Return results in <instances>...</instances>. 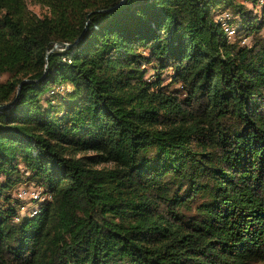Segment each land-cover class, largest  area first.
Wrapping results in <instances>:
<instances>
[{
    "label": "trees",
    "instance_id": "1",
    "mask_svg": "<svg viewBox=\"0 0 264 264\" xmlns=\"http://www.w3.org/2000/svg\"><path fill=\"white\" fill-rule=\"evenodd\" d=\"M35 1L0 0V264L263 262L264 0Z\"/></svg>",
    "mask_w": 264,
    "mask_h": 264
},
{
    "label": "built area",
    "instance_id": "2",
    "mask_svg": "<svg viewBox=\"0 0 264 264\" xmlns=\"http://www.w3.org/2000/svg\"><path fill=\"white\" fill-rule=\"evenodd\" d=\"M232 14L230 11H223L217 15V19L222 23L225 31L227 32L229 38L233 39L236 34V28L231 24ZM16 196L23 202L19 207V214H36L40 203L47 198H51L49 193H44L43 188L31 182H23L18 186L16 190ZM19 219V216L16 217Z\"/></svg>",
    "mask_w": 264,
    "mask_h": 264
},
{
    "label": "rangeland",
    "instance_id": "3",
    "mask_svg": "<svg viewBox=\"0 0 264 264\" xmlns=\"http://www.w3.org/2000/svg\"><path fill=\"white\" fill-rule=\"evenodd\" d=\"M27 3H28V6L30 9H32V11L36 12L38 15H43L45 12L48 11L47 7L46 6H43L41 5L39 2H36L35 0H27ZM245 3L250 7V8H256L255 10L256 11H259V8L261 7V5H254V3H252L250 0H247L245 1ZM260 4H262V2H260ZM223 11H229V10H222L221 12ZM231 12V11H230ZM232 14V12H231ZM232 17V23L235 25L238 26V23H239V18H235V16H231ZM237 17H239L237 15ZM239 20V21H238ZM235 25V28H237V26ZM262 33L264 34V29L262 31ZM234 38L233 39H236L237 36L235 34V36H233ZM241 43L242 44H251L252 43V37L251 36H245V37H242L241 38ZM145 51H148V49H145ZM146 66L148 67V73H147V76L148 77H156L155 75H157V70L156 68L153 67V64L149 63V64H146ZM171 73H172V70L171 69H167V70H164V72H162V77H164V80L165 82H168L170 81V76H171ZM7 75H5L4 77H6ZM61 84L59 85V94H61V96H56L55 98V102L58 101L59 99H62V97H66V96H63L65 93H67L68 91V88H71V84L69 83H63V82H60ZM178 86V85H176ZM57 92V91H56ZM48 94H46V97H47ZM49 95H51V93L49 92ZM51 97H54L53 95H51ZM66 99V98H65ZM103 164H109V163H102ZM110 165V164H109ZM19 184V185H18ZM17 185L20 186L21 183H18ZM17 185H15L17 187ZM15 190V187L13 189V192ZM255 264H264V261L263 262H258V263H255Z\"/></svg>",
    "mask_w": 264,
    "mask_h": 264
},
{
    "label": "water",
    "instance_id": "4",
    "mask_svg": "<svg viewBox=\"0 0 264 264\" xmlns=\"http://www.w3.org/2000/svg\"><path fill=\"white\" fill-rule=\"evenodd\" d=\"M60 44H67V43L57 42L56 45H55V47L58 46V45H60ZM20 88H21V85H19V89H20Z\"/></svg>",
    "mask_w": 264,
    "mask_h": 264
}]
</instances>
